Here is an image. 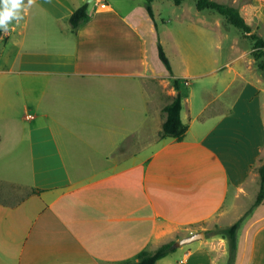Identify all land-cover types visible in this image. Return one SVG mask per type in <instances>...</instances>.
<instances>
[{"label":"crops","instance_id":"1","mask_svg":"<svg viewBox=\"0 0 264 264\" xmlns=\"http://www.w3.org/2000/svg\"><path fill=\"white\" fill-rule=\"evenodd\" d=\"M56 2L61 4L58 0H23L27 8L21 11L19 22L13 20L7 31L0 30V43L3 40L5 45L11 34L26 36L31 30L66 38L65 45L61 41L59 45L51 43L49 48L58 50L56 55L51 51L28 53L19 68L14 63L0 68V95L5 94L8 102V108H3L6 101L3 103V110L15 112L14 108L22 104L25 113L21 120L8 119L2 126L9 133L2 136L0 132V163L16 159L22 165L39 166V175L35 172L38 180L32 186L6 187L0 182V264H127L150 247L156 249V245L171 242L181 227L222 225L231 187L235 189L234 210L240 213L236 222L242 220L231 264H264V201L256 202L260 182L255 183V170L262 165L264 156V124L259 107L257 111L248 106L264 92L259 86L264 76H252L256 69L251 51L242 52L226 64L233 78L218 98L229 91L236 79L245 81L244 90L229 112H217L215 124L202 132L196 124L211 103L194 114L190 98H184L181 118L188 126L184 140L161 139L163 109L177 92H157L149 87V81L157 80L167 89V79L178 77L169 72L158 75L149 68L142 32L145 25L155 34L159 32L148 14L146 0H80L74 9H59ZM163 4L164 0H156L152 5L156 21ZM84 5L88 6L90 19L73 30L70 17ZM248 7L244 5L242 10ZM250 7L264 31V1L252 0ZM24 41L25 38L23 48ZM44 44L47 46V42ZM237 44L238 41L234 43ZM128 60L137 71L123 69ZM239 62L246 65L245 69L233 68ZM222 67L217 66L213 72ZM51 76L82 83L91 77L131 78L144 82L153 98L170 97L159 103L160 128L155 138L148 139L154 151L148 157H132L128 166L127 146L140 141L138 132L143 123L140 118L128 136L126 108L112 115L113 123L99 127L102 141L90 139L61 142L62 145L47 139V128L41 124H33L26 131L23 121H37L39 116L47 115L39 111L45 109L46 85ZM13 78H17L24 97L22 100L21 94L16 95L15 103L11 86L4 83ZM185 78L189 77L182 79ZM117 96L121 104V95ZM243 104L249 107L246 116H240L239 106ZM248 117L253 124L246 123ZM89 128L99 131L96 125ZM55 179L61 183H54ZM253 187H257L255 202L250 207L243 205L242 197L249 196ZM212 217H216L214 222ZM229 259L228 240L205 237L181 246L157 264H230Z\"/></svg>","mask_w":264,"mask_h":264},{"label":"rangeland","instance_id":"2","mask_svg":"<svg viewBox=\"0 0 264 264\" xmlns=\"http://www.w3.org/2000/svg\"><path fill=\"white\" fill-rule=\"evenodd\" d=\"M43 1L45 3L48 0ZM58 1L61 3L59 4L56 2L59 9L65 7L68 9H74L75 6H77V2H80V0ZM215 1L235 7L242 14L244 13L243 15L247 18V23L252 29L251 34L264 39V31L260 30V22L258 23V21L252 16V8L250 7L252 0ZM86 2H88V0H86ZM196 2L197 0H186L183 2L184 4L182 6L178 7L174 4L173 0H164V4L159 8L160 13L158 14L156 21L159 34L152 32V29L148 25L144 26L142 33L147 42L146 57L152 73L164 75L165 72H168L159 58L158 43L161 42L171 62L173 76L181 79L185 76L189 77L182 79L184 85L182 86V93L183 100L184 98H190L191 109L194 111V114L199 112L205 104L211 103L207 106V109L201 115V119L196 124L198 129H201L203 132V129H207L209 125L213 126L215 124L216 117L218 116L217 112L220 110L229 112L232 109L231 107L232 104H234L235 99H237L240 92L244 90L245 81L238 78L229 88V91L218 98L219 93L225 90L226 86L233 78V73L226 64L238 57V55L244 51L250 50L252 56L255 42L252 39L247 38L243 31L228 24L225 18L217 14L215 11L209 9L205 11L197 10ZM244 5L249 6L245 11L242 10ZM38 31L42 33L39 34ZM24 38L25 41L23 48L22 44ZM7 39L8 41L6 45L3 40L0 43V68H9L13 63L15 68H19L22 58L28 53L36 54L44 51L50 54L51 51L56 55L58 50L53 51L54 49L49 48L51 47V43L52 46L59 45L60 41L62 45H65L66 43V38L62 37V35L56 37L54 35H49L42 30H37L36 33L35 30H31L26 36H24V34L19 35L18 32L13 33ZM236 41H238L239 44L234 45ZM45 42H47V46L44 44ZM221 43L223 45H221ZM100 53L103 54L102 51H100ZM120 56L122 57V51L120 52ZM61 60L70 62L69 59L65 58ZM124 62L126 63L124 64L123 69L128 72L137 71V68H135L129 60ZM120 66L122 68L123 65ZM217 66L223 67L217 73H214L213 70ZM232 66L233 68L240 70H243L246 67L243 62H239ZM255 69L256 74L253 73L252 76H259L261 74L264 76V73L259 70L256 61ZM247 76L251 75L248 73ZM167 80V89H163V84H159L157 80L149 81V87L160 93H170L175 90L173 86V78H168ZM85 81L86 82L82 83V80L75 82L67 77H49V81H47L46 85L47 97L43 104V106L45 105V109L43 108L45 111H39L43 114L46 112L47 115L46 117H43L42 115L39 116L40 118L38 117L37 121H23L22 125L26 128V131L33 124H41L42 126H46V137L49 140H53L52 143H54V140L58 141L60 144H62L61 142L81 143L79 141L85 142L90 139L102 141L103 132L99 127L103 126V124L113 123L112 115L117 114L119 108H126V127L128 129V136L132 134L134 132L133 129L139 125L138 121L140 118H142L143 125L142 130L138 132L140 141L128 144L127 151L130 155H126L125 160L129 166L131 162L130 159L134 156L148 157L152 151H154V147L150 145L148 139L155 138V136H157V130L160 128L161 116L158 113L159 103L162 101L167 102L170 97L165 96L162 100L161 98H153L144 82L136 81L131 78L105 80L104 77H91L85 78ZM4 83L6 84L5 86H8L9 88L11 86L13 95L10 94L14 103L18 99L16 95L20 97L21 94L23 100V92L20 90L21 87L18 84L17 78H13V81L9 83ZM259 86L264 89V80ZM118 94L121 95V104H119ZM258 96L259 99H254L253 102L249 101L248 106L254 108V110L257 109V111L259 107L264 124V92H261ZM5 101L6 105H4L3 108H8L5 94L0 95V132L2 131V136L9 133L7 127V129L3 128L7 124L5 122L8 119H20L22 118V115L25 114L22 110V104H19L14 108L15 112L10 110V113H8L6 109L3 110L2 106ZM248 106L244 104L243 106H239L240 116H246V110L249 108ZM148 111H150V113ZM251 111L252 109L250 112ZM187 112L188 109L185 108L184 117H186V122L189 120ZM146 113H148V116H146ZM244 118L246 117H243V119ZM246 123L253 124L251 117H248ZM89 125L98 126L99 131H96V129H90ZM12 133L14 132L12 131ZM34 139H37V137ZM263 160L264 156L262 162ZM80 166H85V164ZM188 166L191 169L193 167L191 164ZM258 169L259 168L255 170L256 174L258 173ZM213 171H215V169ZM35 172L39 175L38 165H22L21 163H18L16 159L15 161L11 159L10 162L6 161L2 164L0 163V182L6 187H13L16 186V184L25 187L32 186L38 180L35 176ZM53 182L61 183V181L57 179L53 180ZM259 182L258 173L255 183L259 184ZM256 188L257 187H253L249 192V196L246 198L242 197V202H244L243 205L250 207L255 202L257 196ZM228 191L229 194L223 213L224 217L222 218V225H220L222 228L230 227V224L236 222V218H239L240 215V213H236L237 211L234 210L235 189L231 187ZM215 218L216 217H212V222L215 221ZM216 225L219 224L212 223L207 226L191 225L181 227L180 232L175 233L171 242H179L198 232L203 231L206 233L207 231H215ZM161 244L163 245V243ZM162 245H156V247ZM154 250V247L149 248V251ZM229 256L228 245V257ZM138 259L136 261L135 258L130 259V262L135 263Z\"/></svg>","mask_w":264,"mask_h":264},{"label":"trees","instance_id":"3","mask_svg":"<svg viewBox=\"0 0 264 264\" xmlns=\"http://www.w3.org/2000/svg\"><path fill=\"white\" fill-rule=\"evenodd\" d=\"M155 1L156 0H146V9L150 18L154 21L155 27L157 28L155 13L152 6ZM184 1L186 0H173L176 6H180ZM196 8L199 11H205L207 9L215 11L217 14L225 18L228 24L243 31L247 38L252 39L255 42L252 57L255 59L259 70L264 73V39L257 35L251 34L252 29L250 25L245 20L244 15L237 8L219 3L215 0H197ZM89 19L90 15L88 12V6L84 5L80 7L70 17V24L72 26V29L77 30L80 26L86 24ZM158 51L160 60L165 65L168 72L173 76V68L171 62L161 42L158 43ZM173 86L177 93L173 101L163 109L165 121L162 125L160 138H174L177 141H183L188 132V126L183 123L181 118L183 107L181 79L173 78ZM258 173L260 179V191L256 202L260 203L264 201V160L262 162V165L258 169ZM241 222L242 220H239L238 222L227 228H222L220 227V225H216L215 231L212 230L205 233V236L207 238L212 236H220L228 240L230 264L233 262V259L235 257L237 232L240 228ZM175 243L176 242H169L163 244L154 251H145L139 256L137 262H130L127 264H157L160 260L166 258L177 250L173 246Z\"/></svg>","mask_w":264,"mask_h":264},{"label":"clouds","instance_id":"4","mask_svg":"<svg viewBox=\"0 0 264 264\" xmlns=\"http://www.w3.org/2000/svg\"><path fill=\"white\" fill-rule=\"evenodd\" d=\"M26 8L23 0H0V30L7 31L13 20L19 22L21 11Z\"/></svg>","mask_w":264,"mask_h":264},{"label":"water","instance_id":"5","mask_svg":"<svg viewBox=\"0 0 264 264\" xmlns=\"http://www.w3.org/2000/svg\"><path fill=\"white\" fill-rule=\"evenodd\" d=\"M205 237H206L205 233L202 231V232L196 233L190 237H186L179 242H176L173 246H174V248L178 249L181 246H185V245L192 244V243L200 241V240H204Z\"/></svg>","mask_w":264,"mask_h":264},{"label":"built area","instance_id":"6","mask_svg":"<svg viewBox=\"0 0 264 264\" xmlns=\"http://www.w3.org/2000/svg\"><path fill=\"white\" fill-rule=\"evenodd\" d=\"M262 1H264V0H262Z\"/></svg>","mask_w":264,"mask_h":264}]
</instances>
